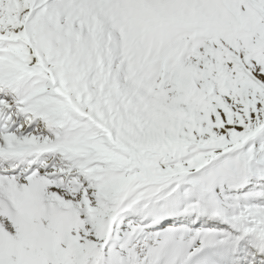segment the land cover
I'll use <instances>...</instances> for the list:
<instances>
[{"label": "snow or ice", "instance_id": "1", "mask_svg": "<svg viewBox=\"0 0 264 264\" xmlns=\"http://www.w3.org/2000/svg\"><path fill=\"white\" fill-rule=\"evenodd\" d=\"M0 264H264V0H0Z\"/></svg>", "mask_w": 264, "mask_h": 264}]
</instances>
